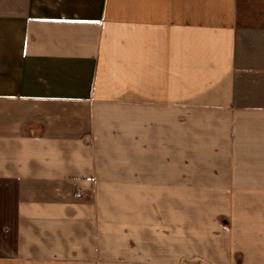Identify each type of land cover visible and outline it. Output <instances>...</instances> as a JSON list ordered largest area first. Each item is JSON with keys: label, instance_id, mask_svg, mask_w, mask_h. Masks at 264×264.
<instances>
[{"label": "crops", "instance_id": "obj_1", "mask_svg": "<svg viewBox=\"0 0 264 264\" xmlns=\"http://www.w3.org/2000/svg\"><path fill=\"white\" fill-rule=\"evenodd\" d=\"M0 264H264V0H0Z\"/></svg>", "mask_w": 264, "mask_h": 264}, {"label": "rangeland", "instance_id": "obj_2", "mask_svg": "<svg viewBox=\"0 0 264 264\" xmlns=\"http://www.w3.org/2000/svg\"><path fill=\"white\" fill-rule=\"evenodd\" d=\"M190 195V204H214V193L192 192ZM174 204H178L177 199Z\"/></svg>", "mask_w": 264, "mask_h": 264}, {"label": "built area", "instance_id": "obj_3", "mask_svg": "<svg viewBox=\"0 0 264 264\" xmlns=\"http://www.w3.org/2000/svg\"><path fill=\"white\" fill-rule=\"evenodd\" d=\"M77 195H79V194H77Z\"/></svg>", "mask_w": 264, "mask_h": 264}]
</instances>
